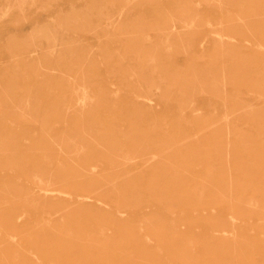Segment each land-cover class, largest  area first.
<instances>
[{
	"label": "rangeland",
	"instance_id": "rangeland-1",
	"mask_svg": "<svg viewBox=\"0 0 264 264\" xmlns=\"http://www.w3.org/2000/svg\"><path fill=\"white\" fill-rule=\"evenodd\" d=\"M0 264H264V0H0Z\"/></svg>",
	"mask_w": 264,
	"mask_h": 264
},
{
	"label": "bare ground",
	"instance_id": "bare-ground-1",
	"mask_svg": "<svg viewBox=\"0 0 264 264\" xmlns=\"http://www.w3.org/2000/svg\"><path fill=\"white\" fill-rule=\"evenodd\" d=\"M163 43V42H162Z\"/></svg>",
	"mask_w": 264,
	"mask_h": 264
}]
</instances>
